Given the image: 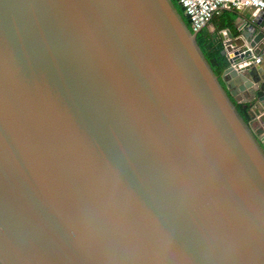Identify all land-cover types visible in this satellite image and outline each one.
<instances>
[{"label": "water", "instance_id": "obj_1", "mask_svg": "<svg viewBox=\"0 0 264 264\" xmlns=\"http://www.w3.org/2000/svg\"><path fill=\"white\" fill-rule=\"evenodd\" d=\"M248 11L218 79L170 0H0V264H264Z\"/></svg>", "mask_w": 264, "mask_h": 264}, {"label": "built area", "instance_id": "obj_2", "mask_svg": "<svg viewBox=\"0 0 264 264\" xmlns=\"http://www.w3.org/2000/svg\"><path fill=\"white\" fill-rule=\"evenodd\" d=\"M176 2L187 17L191 32L208 28L213 14L220 8L235 12L249 9L254 13L264 10V0H176Z\"/></svg>", "mask_w": 264, "mask_h": 264}, {"label": "trees", "instance_id": "obj_3", "mask_svg": "<svg viewBox=\"0 0 264 264\" xmlns=\"http://www.w3.org/2000/svg\"><path fill=\"white\" fill-rule=\"evenodd\" d=\"M175 9L177 10L178 14L181 16L184 24L189 29V22L187 17L182 13L180 10L176 0H170ZM223 27H218V30H222ZM217 31V30H216ZM196 43L198 47L200 48L201 52L203 53L205 59L207 60L211 70L213 73L218 77L221 74V72L228 66L226 59L223 56L219 55V49L215 47V44L213 41L207 36L204 29L198 33L196 37ZM238 114L241 116L244 122L248 121V114L246 112L247 105L242 104L240 102L232 100Z\"/></svg>", "mask_w": 264, "mask_h": 264}, {"label": "crops", "instance_id": "obj_4", "mask_svg": "<svg viewBox=\"0 0 264 264\" xmlns=\"http://www.w3.org/2000/svg\"><path fill=\"white\" fill-rule=\"evenodd\" d=\"M239 12L244 13V12H249V11H248V9H243ZM233 17H234V11L220 8L213 14L210 22L213 25V27L217 30V32H219L220 30H218V27L222 26L223 27L222 31H223L226 28L224 26V24H226ZM237 21H239V20H237ZM241 65L242 64H238V67H240ZM243 99H244V97L241 96V94L238 95V100L240 101V103ZM242 104H244V103H242ZM246 105H247L246 112L248 114L249 113L248 109L250 107V103H246ZM253 111H255V110H253Z\"/></svg>", "mask_w": 264, "mask_h": 264}, {"label": "flooded vegetation", "instance_id": "obj_5", "mask_svg": "<svg viewBox=\"0 0 264 264\" xmlns=\"http://www.w3.org/2000/svg\"><path fill=\"white\" fill-rule=\"evenodd\" d=\"M198 35V34H197ZM197 35H196V37H197Z\"/></svg>", "mask_w": 264, "mask_h": 264}]
</instances>
